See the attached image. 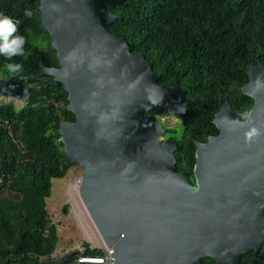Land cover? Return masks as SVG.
<instances>
[{"label": "water", "instance_id": "95a60500", "mask_svg": "<svg viewBox=\"0 0 264 264\" xmlns=\"http://www.w3.org/2000/svg\"><path fill=\"white\" fill-rule=\"evenodd\" d=\"M36 0H21L29 5ZM41 26L59 67L39 64L28 78L0 79V95L25 103V81L51 78L68 94L75 121L60 124L69 167L79 165V197L112 264H264V135L246 143L249 125L226 98L212 124L215 137L195 144V184L176 168L177 145L163 141L159 117L186 116L191 101L159 75L125 36L109 27L123 17L106 9L124 0H37ZM241 92L264 132V64L249 68ZM244 124V127H240ZM73 252L55 258L79 264Z\"/></svg>", "mask_w": 264, "mask_h": 264}, {"label": "trees", "instance_id": "16d2710c", "mask_svg": "<svg viewBox=\"0 0 264 264\" xmlns=\"http://www.w3.org/2000/svg\"><path fill=\"white\" fill-rule=\"evenodd\" d=\"M0 0V12L19 22L25 56L6 61L0 57V79L28 78L40 72L39 64L59 67L51 38L40 23L38 1ZM106 9L123 17L110 27L146 57L159 75L158 85L176 83L191 101L186 116L176 115L179 127L165 129L173 142L179 173L191 175L195 144L205 143L217 130L212 124L226 98L242 117L253 100L241 92L249 68L264 64V0H124ZM26 11H31L29 18ZM46 42L42 48L38 43ZM23 65L15 75L4 64ZM28 100L19 108L0 101V264H59L53 257L58 243L57 225L47 209L54 179L66 177L60 124L75 121L67 111L68 94L51 78L25 81ZM66 210V207H65ZM103 251L86 248L84 261L101 258ZM253 254L241 264H252ZM204 264H215L206 259Z\"/></svg>", "mask_w": 264, "mask_h": 264}, {"label": "rangeland", "instance_id": "374dc122", "mask_svg": "<svg viewBox=\"0 0 264 264\" xmlns=\"http://www.w3.org/2000/svg\"><path fill=\"white\" fill-rule=\"evenodd\" d=\"M38 45L44 48L46 42H39ZM0 101H11L16 108L24 104L2 95H0ZM158 120L167 129L178 128L180 125L175 116L159 117ZM162 140L164 141V138ZM81 176L82 168L74 165L70 167L65 178L53 180L52 195L47 199V209L57 225L58 243L54 258H61L75 252L77 253L75 257L82 262L81 255L87 247L102 251L101 238L80 197L75 192V189L79 187Z\"/></svg>", "mask_w": 264, "mask_h": 264}, {"label": "clouds", "instance_id": "9594fccd", "mask_svg": "<svg viewBox=\"0 0 264 264\" xmlns=\"http://www.w3.org/2000/svg\"><path fill=\"white\" fill-rule=\"evenodd\" d=\"M27 17L32 16L31 11H26ZM27 41L24 36L19 34V22L13 18L0 12V57H4L6 61H13V58L25 56V45ZM4 69L10 74L15 75L23 69V65L14 62H7L4 64ZM255 89L264 88L261 83V78H257L254 84ZM244 121L249 125V130L245 132L246 143L256 142L264 132L256 126H252L254 122L251 119V113L245 112L243 116ZM240 124V127H244Z\"/></svg>", "mask_w": 264, "mask_h": 264}, {"label": "built area", "instance_id": "2783aa9c", "mask_svg": "<svg viewBox=\"0 0 264 264\" xmlns=\"http://www.w3.org/2000/svg\"><path fill=\"white\" fill-rule=\"evenodd\" d=\"M4 97V96H3ZM102 243V251H103V256L101 258H96L93 260L87 261L89 264H112V256L114 255V252L112 249H108L105 247V245Z\"/></svg>", "mask_w": 264, "mask_h": 264}, {"label": "flooded vegetation", "instance_id": "af4514ba", "mask_svg": "<svg viewBox=\"0 0 264 264\" xmlns=\"http://www.w3.org/2000/svg\"><path fill=\"white\" fill-rule=\"evenodd\" d=\"M134 55H140V54H134ZM56 68H58V67H56ZM249 110H250V109H249ZM249 110H248V111H249ZM217 111H218V110H217ZM217 111H216V112H217ZM240 116H241V115H240ZM241 118H242V120H244L242 116H241ZM165 129H167V128H164V130H165ZM216 135H217V134H216ZM214 137H215V135H214ZM208 138H209V137H208ZM164 141H167V140L164 139ZM170 142H171V141H170ZM172 143H173V142H172ZM205 143H206V142H205ZM183 174H184V173H183ZM185 175H186V174H185ZM186 176L192 181L193 184H195L194 176H193V170H192V174H191V175H186ZM252 254H253V253H252ZM253 256H254V254H253ZM253 261H254V260H253ZM252 264H253V263H252Z\"/></svg>", "mask_w": 264, "mask_h": 264}, {"label": "bare ground", "instance_id": "6f19581e", "mask_svg": "<svg viewBox=\"0 0 264 264\" xmlns=\"http://www.w3.org/2000/svg\"><path fill=\"white\" fill-rule=\"evenodd\" d=\"M74 191V190H73ZM75 192L77 193V195L79 196V194H78V189H75Z\"/></svg>", "mask_w": 264, "mask_h": 264}]
</instances>
